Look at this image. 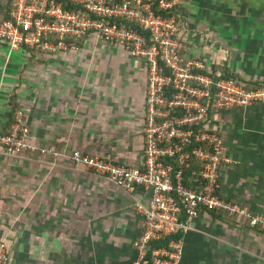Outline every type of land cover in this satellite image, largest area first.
<instances>
[{
    "label": "crops",
    "instance_id": "1",
    "mask_svg": "<svg viewBox=\"0 0 264 264\" xmlns=\"http://www.w3.org/2000/svg\"><path fill=\"white\" fill-rule=\"evenodd\" d=\"M187 2L179 8L185 55L264 88V0ZM197 30H213L214 38ZM145 91L144 62L118 44L90 35L76 49L32 56L0 40V131L13 122L15 104L40 148L140 166ZM210 119L227 158L217 192L264 213V102ZM150 199L149 191L127 192L65 156L0 147V245L10 247L12 264H20L18 244L21 264H131L136 205ZM179 264H264V231L201 211L183 232Z\"/></svg>",
    "mask_w": 264,
    "mask_h": 264
},
{
    "label": "built area",
    "instance_id": "2",
    "mask_svg": "<svg viewBox=\"0 0 264 264\" xmlns=\"http://www.w3.org/2000/svg\"><path fill=\"white\" fill-rule=\"evenodd\" d=\"M10 1V17L0 21V40L11 49H76L91 35L122 46L144 62L143 159L140 166H129L80 150L62 154L40 148L30 142L20 110L9 129L0 131L1 148L11 154L39 150L65 156L127 192L149 191V202L136 205L140 234L131 264H179L182 238L174 237L201 211L238 217L264 231V213H253L217 192L219 169L227 158L223 139L209 118L210 112L264 102V88L248 89L237 78L215 79L201 59L185 55L179 18L185 0ZM190 167L195 187L184 182L183 169ZM170 237L166 246L150 248ZM0 264H12L5 244L0 245Z\"/></svg>",
    "mask_w": 264,
    "mask_h": 264
},
{
    "label": "trees",
    "instance_id": "3",
    "mask_svg": "<svg viewBox=\"0 0 264 264\" xmlns=\"http://www.w3.org/2000/svg\"><path fill=\"white\" fill-rule=\"evenodd\" d=\"M10 7H11V1L10 0H0V21L6 20V19H8L10 17ZM172 13L173 14H177V12L175 11V8L172 10ZM169 15H171V14L163 12V16H169ZM127 24L132 26V27H134V28H138L135 25H133V23H131V22H128ZM138 30L142 31L139 28H138ZM25 49H28L29 52L32 54V56L37 51V50L31 49V48H25ZM220 70H222V69L220 68ZM212 76L215 79H218V78H221V77L222 78H235L234 74L228 73L226 70H224V72L222 71V74H219V75H217L216 70H213L212 71ZM246 87L248 89H255V88L263 87V86H261V85L250 86V85L246 84ZM12 105L14 107V109H13V111H14L13 120H14V117H15V114H16V111H17L16 110L17 106H15V104H12ZM212 114L213 113L210 112V117L209 118H211ZM183 170H184V175H185L184 176L185 177V181H184L185 184L188 185V186H191V187H195L196 183L193 182V177L194 176L191 174L192 167L186 168V169H183ZM210 212L215 213V214H222L221 212H215V211H210ZM224 215H226V214H224ZM182 236H183V232H180L174 238H182ZM170 239H171V237L166 239V240H163V241L153 242V243L150 244V248L153 249V248H156V247H159V246H162V245L166 246ZM151 249H149L148 255L151 254Z\"/></svg>",
    "mask_w": 264,
    "mask_h": 264
},
{
    "label": "rangeland",
    "instance_id": "4",
    "mask_svg": "<svg viewBox=\"0 0 264 264\" xmlns=\"http://www.w3.org/2000/svg\"><path fill=\"white\" fill-rule=\"evenodd\" d=\"M187 1H190V0H185V2L183 3V4H185L184 5V7L188 4V2ZM183 4H181V6H182V8L184 9V7H183ZM180 6V7H181ZM181 16V15H180ZM184 18H182V20H183ZM187 19H188V15H187ZM186 21V18L184 19V22ZM180 22H182V21H180ZM192 31V30H191ZM190 31V33H192ZM198 31H201V30H197V33H198ZM196 32V31H195ZM201 33H204V39L206 38L207 40H211L212 38H214V31L213 30H209V31H207V30H204V31H201ZM42 51H36L35 53H34V55H38L39 53H41ZM197 59H199V58H197ZM21 243V242H20ZM18 244V243H17ZM18 247H20V248H18V250H17V254H16V256L18 257V261L20 262V264H21V245L19 246V244H18ZM11 249H12V244H11ZM6 250H8L10 253H11V250H10V247L9 246H7L6 245ZM20 251V252H19Z\"/></svg>",
    "mask_w": 264,
    "mask_h": 264
}]
</instances>
